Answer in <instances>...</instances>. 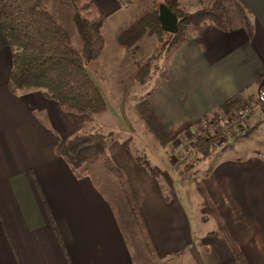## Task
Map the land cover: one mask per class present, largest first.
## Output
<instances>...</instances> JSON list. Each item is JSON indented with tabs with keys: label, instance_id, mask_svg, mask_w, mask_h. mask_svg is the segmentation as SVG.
Here are the masks:
<instances>
[{
	"label": "crops",
	"instance_id": "crops-1",
	"mask_svg": "<svg viewBox=\"0 0 264 264\" xmlns=\"http://www.w3.org/2000/svg\"><path fill=\"white\" fill-rule=\"evenodd\" d=\"M87 1L104 18L101 56L96 70L88 64L87 72L106 101L101 125L106 131L121 130L115 121L121 107L126 111L121 79L118 83L114 78L118 73L113 67L124 52L113 37L121 23L141 9L137 0ZM212 1L187 0L190 8L185 11ZM220 1L227 28L210 22L189 26L186 39L168 59L167 78L156 79L145 96L169 144L190 138L194 122L205 115L253 104L264 88V0ZM9 68V49L0 31V264H133L123 235L124 212L116 211L104 192L109 175L103 164L97 166L98 181L86 167L95 164L71 171L54 152L58 139L99 122L62 112L40 90L10 92ZM134 73L133 68V79ZM109 92H118L117 102ZM243 123V131L232 138L251 139V146L216 160L199 180L246 263L264 264V104ZM105 153L125 176L152 248L148 254L166 258L181 252L191 261L187 264H237L213 221L192 225L180 199L163 194L158 178L137 164L118 140ZM205 223L210 227H203Z\"/></svg>",
	"mask_w": 264,
	"mask_h": 264
},
{
	"label": "trees",
	"instance_id": "trees-1",
	"mask_svg": "<svg viewBox=\"0 0 264 264\" xmlns=\"http://www.w3.org/2000/svg\"><path fill=\"white\" fill-rule=\"evenodd\" d=\"M70 2L72 8L70 17L79 39V49L73 46L64 26L54 18L47 6V0H0V31L10 54L6 86L12 93L17 90H40L45 98L56 102L62 112L85 114L90 118H96L105 112L106 101L100 88L87 72V65L98 62L101 56L104 43L101 25L104 18L87 0ZM159 3H163L175 14L174 33L161 30L157 19ZM205 22H210L220 29L227 28L228 16L220 0H213L209 6L189 12L178 7V0H152L149 7L123 21L114 33L113 39L124 53L134 55L144 38L149 36L153 38L156 53L151 59L152 64L146 60L132 61L135 68L134 82L138 86H143L149 79L151 71L158 72L159 79L167 78V68L161 70L158 64L160 56L163 54L171 56L174 48L186 39L188 27ZM147 93L148 91L134 102V114L153 141L160 147H165L170 138L147 103L145 99ZM222 116L205 115L194 122L199 126L193 131L190 139L195 142L194 151L199 155L198 160L207 159L219 139L225 137L222 125L228 130L231 129L232 126L226 124ZM242 130L241 124L237 131L229 133L228 136L234 137ZM114 139L112 131H103L94 124L83 132L58 139L54 145V152L69 165L71 171H76L82 164L89 163L96 157L102 158L104 173L116 179L143 243L148 253H152L136 206L125 184V176L111 163L105 153L106 147ZM127 141L120 142L125 149ZM133 159L142 165L149 175L157 176V167L150 166L148 162L137 157ZM183 167L186 170L190 165L185 164ZM181 173L183 171H178L179 175ZM193 187L200 197L199 213L202 219L210 218L213 221L214 227L225 238L237 264H247L240 249L226 233L203 183L197 180Z\"/></svg>",
	"mask_w": 264,
	"mask_h": 264
},
{
	"label": "rangeland",
	"instance_id": "rangeland-1",
	"mask_svg": "<svg viewBox=\"0 0 264 264\" xmlns=\"http://www.w3.org/2000/svg\"><path fill=\"white\" fill-rule=\"evenodd\" d=\"M71 0H47V6L51 9V12L54 18L64 26L66 31L69 34L71 42L76 49H79L80 43L76 34L74 25L71 22ZM121 2L125 0H120ZM128 1V0H127ZM138 7L144 9L149 7L152 4V0H137ZM147 3V6L145 4ZM182 10H187L190 8L187 0L180 1L178 3ZM132 12V10H131ZM134 13V12H132ZM156 53V47L154 40L151 36L144 38L142 44L140 45L137 52L134 55L129 53H123L121 58L116 62L115 67L117 75H114L115 79H118L120 93L122 94L124 108L126 113H124L123 108L121 107L118 113V120H116V125L126 127V130L122 128L121 130L113 129L114 140L119 142L128 140L126 143V149L129 154L133 157H137L140 160L146 161L150 166H155L158 168V178L161 187L163 188V194L165 195H174L180 199L181 204L185 207L188 219L192 225L195 223L200 226L203 223L201 214L199 213V203H198V194L193 187V183L200 178H203L207 175V172L216 160H219L226 156H235L237 154H242L247 151V147L251 146L250 140L247 138L240 137L237 140H233L232 137H229V133L237 131L239 129L238 125L231 123V119L234 118V110H231L229 113L221 114L223 115V121L231 125V129L228 130L224 125H222V132L225 134V137L219 139L216 143L215 149L212 154L205 160H198V156L195 149V142L190 138H181L173 143H168L165 147H160L151 136L143 128L142 123L136 118L133 110V104L137 98L143 96L150 87L153 86L156 79H158V72L151 71L149 79L143 86H138L135 84L132 74L133 64L132 61L136 60H146L152 64L151 59ZM169 54H163L158 60V64L163 70L168 62ZM98 62L90 63L89 67L95 69ZM132 67V68H131ZM96 70V69H95ZM135 71V68H134ZM113 76H110V80L113 79ZM122 77V78H121ZM100 81V80H99ZM104 79H101V83L106 86ZM119 92V91H118ZM118 92L114 95L113 92H109L111 98L115 99L117 102ZM108 93V91H107ZM113 95V96H112ZM115 104V103H114ZM260 107L253 109V111L259 110ZM249 114V115H250ZM211 116H220V115H211ZM106 119L105 115H100L96 117V121L99 124H96L97 128H100L103 131L105 126H102V121ZM105 124V123H104ZM223 124V123H222ZM244 123H242L243 125ZM101 125V126H100ZM106 125V124H105ZM199 125H196L198 128ZM104 127V128H103ZM111 127V124H110ZM243 131V130H242ZM241 132V131H239ZM238 132V133H239ZM112 141V142H113ZM111 142V143H112ZM197 159V160H196ZM95 166L88 167L91 169L89 171L93 172L96 180L100 178L96 174H100V170L97 166H102L103 160L101 157H96L91 161ZM189 164L190 167L184 170L183 165ZM81 167V166H80ZM88 170H85L88 173ZM178 171H183L181 175L178 174ZM104 181V192L109 197L112 206L118 212H124L125 224L122 223V226L125 225L123 229V235L131 256L133 264H187L189 258L187 255L183 257L182 253L171 255L166 258H159L155 255L148 254L147 247L143 243V240L136 228L135 222L131 216V213L128 211V208L123 199L122 193L119 189V185L114 177H105ZM203 227H210V224H203ZM191 263V261H190Z\"/></svg>",
	"mask_w": 264,
	"mask_h": 264
},
{
	"label": "built area",
	"instance_id": "built-area-1",
	"mask_svg": "<svg viewBox=\"0 0 264 264\" xmlns=\"http://www.w3.org/2000/svg\"><path fill=\"white\" fill-rule=\"evenodd\" d=\"M263 104L264 88L258 90L253 104L242 105L234 109V118L230 120L231 123L240 126L253 109L261 107Z\"/></svg>",
	"mask_w": 264,
	"mask_h": 264
},
{
	"label": "water",
	"instance_id": "water-1",
	"mask_svg": "<svg viewBox=\"0 0 264 264\" xmlns=\"http://www.w3.org/2000/svg\"><path fill=\"white\" fill-rule=\"evenodd\" d=\"M157 19L162 31L167 33L176 31V16L163 3L157 6Z\"/></svg>",
	"mask_w": 264,
	"mask_h": 264
}]
</instances>
